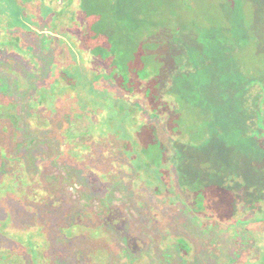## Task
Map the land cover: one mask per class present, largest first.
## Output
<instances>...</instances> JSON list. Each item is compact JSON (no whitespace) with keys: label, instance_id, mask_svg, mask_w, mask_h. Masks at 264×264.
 Returning <instances> with one entry per match:
<instances>
[{"label":"rangeland","instance_id":"374dc122","mask_svg":"<svg viewBox=\"0 0 264 264\" xmlns=\"http://www.w3.org/2000/svg\"><path fill=\"white\" fill-rule=\"evenodd\" d=\"M11 1L0 0L1 10L13 13L9 20L24 23ZM83 6L88 4L83 1ZM124 6L131 18V26L127 27L109 14L106 0H94L90 5L93 9L87 17V32L103 39L102 47L97 49V61L106 69L102 66L94 74L85 63L87 56H81L79 48L67 47L69 54H79L78 66L62 67L57 62L51 65L52 70L62 72L67 85L49 75L44 85L36 87L41 102L47 99L45 105L51 115L58 112L60 99L66 101V110L74 112V119L81 116L90 120L97 114L98 122L94 126L90 123L84 132L90 155L95 150L90 159L80 156L87 153L81 143L77 152L66 155L81 170H76L71 161L64 165L53 163L47 170L53 173L65 169L68 183L74 184L70 195L76 193L78 198L81 193L88 199L94 193L96 211L78 206L65 226L55 223V210L60 206L56 195H47L39 176L30 182L24 174L14 175L22 187L21 191L14 190L16 181L11 176L21 166V157L7 153L0 144V166L8 167L6 172H0V204L6 207V218L0 219V264H53L56 259L63 263L69 256L66 253L73 252L71 257L77 264L89 257L105 264H264L260 263L264 253V129L259 132V127H255L254 133L249 130L255 125L256 110L264 112V102H259L261 84L254 83L243 93V109L227 104L218 112L213 103L220 93H230L224 79L233 76V69L240 77L253 74L248 79L264 75V0H125ZM93 18L101 21H97L98 28ZM134 19H138L137 28ZM159 23L171 31L185 29L187 33H176L169 42L159 39L169 32L159 30ZM25 29V38L37 37L35 30ZM0 34L5 38L6 32ZM47 35L58 46L72 38L64 31L62 35ZM195 35L198 43L191 42ZM2 43L5 44L2 41L0 46ZM25 43L22 41V46L11 51L0 48V62L8 53L21 51ZM190 56L192 61L188 58L189 64L184 65L182 62L187 61L182 58ZM29 60L34 62L32 57ZM192 62L197 65L191 68ZM159 72L164 77L174 76L165 85L172 88L169 99L176 97L183 105L181 114L185 120L210 131L204 144L186 146L187 153L179 149L185 154H178L184 158L180 164L183 170L174 175L171 185L186 205L196 200L202 203L199 219L186 212L182 202L164 192L162 186L159 196V142L172 147V139L164 128L166 121L159 116ZM14 76L19 79L17 74ZM93 78L104 80L109 90H97ZM117 84L123 90L111 88ZM143 92L145 96L150 92L156 101L146 97L139 102ZM58 94H63V98ZM170 105L177 108L172 102ZM155 106L157 112L151 109ZM10 107L0 106L4 112ZM91 108H95V113ZM118 123H123L122 127ZM70 126L69 122L62 124L54 132L58 145H65L64 133ZM107 142L109 151L121 152L123 159L102 154ZM47 150L53 153V145ZM43 152L40 149L35 154ZM38 159L43 166L57 161L56 156L49 154ZM229 173L234 177L229 178ZM166 186L168 189V183ZM26 200L32 204L23 205ZM76 202L80 203L81 198ZM103 203L112 210H103L101 219ZM44 205L46 209L33 208ZM87 211L91 218L82 223ZM27 213L36 221L21 230L17 221ZM16 214L17 221L12 218ZM213 216L218 223L212 221ZM57 231L64 238L84 234L76 236L72 247L63 249L64 253L58 252L54 240ZM178 238L182 241L177 242Z\"/></svg>","mask_w":264,"mask_h":264},{"label":"flooded vegetation","instance_id":"af4514ba","mask_svg":"<svg viewBox=\"0 0 264 264\" xmlns=\"http://www.w3.org/2000/svg\"><path fill=\"white\" fill-rule=\"evenodd\" d=\"M83 1L88 4L86 8L83 6ZM11 2L16 8L18 7V13H16V15L21 21L23 20L24 23L20 22V24L15 21L13 22L11 19L9 20V17H13V13L6 14L0 8V33L6 32L5 38H2L0 34V42H5L4 45L2 43L0 48L6 47L11 51L13 48H19L22 46V41L27 43L23 45V49H20L21 51H16V53L11 52L3 56V61L0 62V70L10 72L5 74L0 72V106L11 105V107L5 112L0 108V144L5 148L7 153H15L21 157V166L17 167L15 172L12 171L14 172L11 176L12 180H15V174V176L24 174L25 178L30 182L34 181L35 177L39 176L44 191L47 195H56L57 202L60 204L57 210H55L57 213L53 217L54 222L65 226L67 224L66 219L68 220V217H72L74 214L73 209L75 208L76 211L78 206H81L80 209L88 207V211L91 207L96 211L97 206H95V200L92 198L95 196H92L94 195L93 193L87 196L88 199H84L83 196L81 197V193H79L78 198H81V202H76L78 200V198L75 197L76 193L71 195L69 193L74 184L68 183L69 174L66 173L65 169L64 171L58 170L53 173H50V171L47 170L51 164L56 162L59 165H64L68 161L73 162L66 155L68 153L77 152L80 143L83 145V148H88L86 145L88 140L84 132L90 127V123L94 126L98 122V118L95 117L97 114H94L90 120L85 117L82 118L81 116L79 119H74L72 116V113L74 112L66 110V101H63L64 99H60L61 101L57 103V105L59 104L58 112L51 115L50 111H48V106L45 105L47 99L41 102L39 96L41 93L36 87L44 85L49 75H52L53 80L55 79L58 83H62L63 81L64 85H67L66 78L61 75L62 72L51 69L53 62L60 63V65H63L64 67H70L71 65L78 66L79 54L74 52L69 54L67 47H70L71 49L73 48V50L74 48H79L81 52L80 55L83 57L87 56L85 63L94 74L99 73L102 66L106 69V66H104L102 62L99 63L97 61L99 58L97 57V48L102 47V43L104 42L100 44L97 43V39H91L90 35L87 33L89 28L87 17L88 14H91L93 7L91 9L90 5L94 4V0H17V2L12 0ZM106 2L110 6L109 14L124 15L127 12V8L124 6L125 0H106ZM119 2H121L120 6L118 5ZM29 18L30 20L25 22ZM93 20L95 19L93 18L92 21ZM125 23L123 25H125ZM77 26L78 28H76ZM25 27L35 30L37 32V37L25 38V35L23 34V31L26 30ZM62 31L68 32L72 38L67 42H60V46L55 45V42H52L47 34L56 35L58 33V35H62ZM27 53H31V56ZM28 56L30 58L32 57L34 62H31ZM73 59H75V61ZM86 65H84V67ZM14 74H17L19 79H17ZM93 80L95 81L97 90H109V85L106 82L104 83V80L96 78H93ZM112 87H115L116 90H123L124 88H121L120 84H117V86L111 85V88ZM138 87L139 89H142V86L139 85ZM49 94H51V91H49ZM144 94L145 93L143 92V95L139 97V102H141V98L142 101L145 100L146 96ZM58 96H62L63 98L64 95L58 94ZM94 109L95 108H91L90 111L95 113ZM68 122L71 126L64 133V137L66 138L65 141L67 143L65 142V145L63 143V145H58L54 140V132L60 130L62 124ZM121 124L123 123H118L117 126L120 128L122 127ZM29 125L32 127L31 129L29 128ZM33 133H35V135H33ZM51 145H53L54 150L53 153L50 154L47 152V148ZM110 148V143L107 142V147L102 149L104 152H102V150L101 152L111 158L110 154L112 153L109 151ZM40 149H43L44 152L42 154H35V152ZM85 151H87V153L81 154L80 156L85 155L89 159L93 152H95L94 150L90 155L88 149ZM48 154L50 157L56 156L57 161L48 163L45 166L38 164L39 156ZM114 154L116 159H123L121 157V152L118 151ZM72 164L75 168L77 167L76 170H81V167H79L77 163L73 162ZM75 168L73 167V169ZM7 170L8 167L6 165L0 166V172H6ZM15 181L16 184L13 189L21 191V184L18 180ZM81 185L83 184L81 183ZM84 185H87L86 182H84ZM107 189L108 187L106 190ZM93 201L94 205H92ZM22 204L30 206L32 203H30L29 200H26L24 202L22 201ZM45 205L41 207L33 206V208L37 207L36 209L41 208L42 210L46 209L44 208ZM103 205L104 207L100 212L101 219L103 216V210H112V208H108L107 204L103 203ZM5 210L6 207L3 204H0V219H4L6 216ZM13 217L14 220L17 221L16 218H19V215L16 214L15 216H12V218ZM88 217H90L89 213L87 217H84L85 219L82 217V219H84L82 223L86 222ZM125 220L127 223L129 222L128 218ZM35 221L36 220L31 218L29 213H27L22 219H18L17 222L21 224H19L21 230H26L27 225L30 223L33 224ZM116 221H118V219ZM148 225L152 226L150 223H148ZM98 229L102 232L100 227H98ZM79 234L84 233L81 232ZM76 236L71 235L70 238H64V236L57 231L54 240L59 248L58 252L64 251V253H66V250L63 249L71 248ZM89 237L93 238L90 235ZM0 240L2 239L0 238ZM180 241L182 240L180 239ZM101 249L102 248H99L97 250ZM74 254L75 252L71 254L66 253V255H69L68 257L65 255L67 257L66 261L61 263V261L56 259L53 264H77L74 257H71L74 256ZM125 254L130 258L131 255L128 250H126ZM154 260L159 261L155 257ZM260 260V263H264V253H262ZM80 262L81 263L78 264H105L103 262L96 263L95 258L92 257H89L85 262Z\"/></svg>","mask_w":264,"mask_h":264},{"label":"trees","instance_id":"16d2710c","mask_svg":"<svg viewBox=\"0 0 264 264\" xmlns=\"http://www.w3.org/2000/svg\"><path fill=\"white\" fill-rule=\"evenodd\" d=\"M118 5L120 6L121 2H119ZM111 15H114L116 17V20H119L121 22V24H124L126 22L125 25H123V26H126V27L128 25L131 26V24L129 23V19H131V18H129L130 16L127 15V13H125L124 15H122V14H111ZM134 20H135V21H133L135 23L134 26H135V28H137V26H139V24H137L138 19H134ZM97 21L101 22L100 20H96V21L93 20L94 24L97 25V28H98L99 26H98ZM160 29L163 31H169L165 36L159 37V39L163 38V39H166L168 42L176 33L177 34H181V32L187 33L185 31V29L184 30L183 29H177V30L175 29L174 31H171L169 27L159 23V30ZM88 31H90V25H89ZM184 36H186V34ZM90 37H91V39H95L92 36H90ZM197 37H198L197 35L193 36L194 40H191V42H193V43L197 42L196 41ZM216 41H218V38H216ZM102 42H103L102 38H100V39L97 38V43L100 44ZM98 48H100V47H98ZM188 53L191 55L190 50L188 51ZM168 57H169V59L172 58L171 56H168ZM188 58L192 61V56L182 58V60L186 59V61H187V63L182 62V63H184V65L189 64ZM178 63H179V61H178ZM194 63L195 64H193V62L191 63V66H190L191 68L193 65H194V67L197 65L196 62H194ZM232 72H233L232 77H225L226 79H224L226 88H228V87L231 88L230 93H228V94H221L220 93L217 96V98L215 99V101L213 102L214 106H216V108H217V111L218 112L222 111L224 106H226L227 104H232V105H235L237 108L243 109V102H242L243 93L247 92L248 88L251 87L254 83L261 84L262 95L259 96V102H261L260 104H262L264 102V98H263V96H264V75H262V74L255 75L254 74L256 77L248 79V77H251V75H253V74H246V77H243V76L240 77L234 69ZM186 75H188V74H183L182 76H186ZM173 77L174 76L170 77V75L164 77L159 72V116L162 117V119L166 121L164 128L168 134V137L170 139H172V141H169L171 146H172L171 147L172 149L165 146V142H163L164 144L161 143L162 141L159 142V196H161L160 188L162 186L163 188H165L164 192H166L167 194L173 195L174 199H176L177 202H182L183 207L186 209V212H189L190 214H192V217L194 219H199L200 217L202 218V216L200 214V212L203 210L202 205H201L202 203L200 201L196 200L195 203L190 202V204L186 205V203H184L185 201H183V198H180L176 193H174L173 187L171 185L173 183L172 178L174 177V175L178 176L183 170V169L180 170V164L183 162L184 158L179 156L178 154L185 156V154H183V152L187 153L186 149H184L186 146L198 147L199 145L204 144L206 137L210 135L209 134L210 131L207 127L206 128L205 127L203 128V126L198 127V126L193 125V123L190 121L187 122L185 120V115L183 116V114H181L182 113L181 111L183 109V105H180L179 99L176 97L169 99V95L171 93L170 89H172V88H168L165 85V81L170 82V80H172ZM199 84L200 83H198V85ZM146 97H148V99L152 98V100H154V101H156V98H157V97L155 98V96L152 95L150 92L146 94ZM171 102L176 104L177 108H171V105H170ZM259 102H258V105H259ZM151 109L153 111L157 112L156 106L152 107ZM244 113H245V110H244ZM254 115H255L256 121L253 123V125L254 124L255 125L249 129L251 131V133H254L255 127L256 128L259 127V129H258L259 132L261 129H264V112L263 111L259 112V110L257 109ZM246 119L247 118H245L244 121ZM200 125H201V123H200ZM258 131H257V133H259ZM252 138L253 137L251 136L250 139L252 140ZM180 148L184 151L180 152L179 151ZM228 177L233 178L234 177L233 173L232 174L229 173ZM165 179H167L168 182L165 181ZM167 183H168V189H166ZM170 188H171V190H170ZM198 189L199 188L196 187L197 194L199 193ZM216 219L217 218L213 216L212 221L218 223V221ZM176 241L180 242V238L176 239Z\"/></svg>","mask_w":264,"mask_h":264}]
</instances>
